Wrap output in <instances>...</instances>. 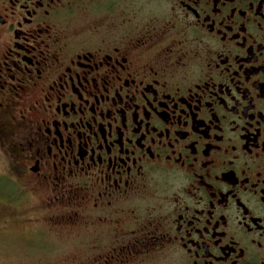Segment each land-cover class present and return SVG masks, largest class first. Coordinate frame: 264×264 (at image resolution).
Segmentation results:
<instances>
[{"label": "flooded vegetation", "instance_id": "flooded-vegetation-1", "mask_svg": "<svg viewBox=\"0 0 264 264\" xmlns=\"http://www.w3.org/2000/svg\"><path fill=\"white\" fill-rule=\"evenodd\" d=\"M0 144L83 264H264V0H0Z\"/></svg>", "mask_w": 264, "mask_h": 264}, {"label": "rangeland", "instance_id": "rangeland-1", "mask_svg": "<svg viewBox=\"0 0 264 264\" xmlns=\"http://www.w3.org/2000/svg\"><path fill=\"white\" fill-rule=\"evenodd\" d=\"M9 165L0 144V264H83V238L71 228H47L44 191L19 199Z\"/></svg>", "mask_w": 264, "mask_h": 264}]
</instances>
